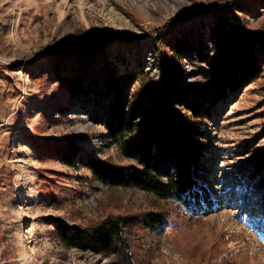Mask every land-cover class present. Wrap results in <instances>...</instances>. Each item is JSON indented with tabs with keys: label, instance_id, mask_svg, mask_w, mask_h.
<instances>
[{
	"label": "rangeland",
	"instance_id": "1",
	"mask_svg": "<svg viewBox=\"0 0 264 264\" xmlns=\"http://www.w3.org/2000/svg\"><path fill=\"white\" fill-rule=\"evenodd\" d=\"M231 1L0 0V264H130L86 242L67 245L60 225L83 228L151 210L171 221L159 230L130 231L131 264H264V173L251 179L250 170L264 156V73L221 100L206 122V155L198 166L205 183L189 192L196 214L95 175L86 165L91 157L137 163L121 139L110 137L115 97L91 90L71 99L59 81L62 72L80 73L85 87L104 83L114 66L117 75L143 72L161 85L158 44L180 66L185 84L202 85L197 51L203 43L211 47L213 12ZM249 4L243 21L264 29L262 0ZM176 33L194 46L181 60L165 46ZM174 110L189 114L180 105ZM71 142L78 151L68 163L62 151ZM162 167L180 179L174 159ZM20 234L28 259L19 255Z\"/></svg>",
	"mask_w": 264,
	"mask_h": 264
},
{
	"label": "trees",
	"instance_id": "2",
	"mask_svg": "<svg viewBox=\"0 0 264 264\" xmlns=\"http://www.w3.org/2000/svg\"><path fill=\"white\" fill-rule=\"evenodd\" d=\"M249 1L232 0L213 12L214 21L209 29L211 47L203 43L197 51L196 68L204 79L202 85L185 84L180 66L173 65L158 44L163 71L161 85L143 72L117 75L114 66H110L104 83L88 87L82 83L80 73H59V81L71 99L79 92L86 95L91 90L104 98L115 97L109 116L110 137L121 139L127 153L137 163L127 166L91 157L86 165L95 175L108 185L135 187L196 214L189 192L200 189L205 183L198 166L199 159L206 155L202 143L206 122L221 100L264 73V29H249L242 17L252 9ZM262 3L264 7V0ZM165 46L180 60L194 48L184 35L177 33L166 40ZM136 84L139 87L131 93ZM176 105L186 107L189 114H177ZM136 130L138 135L128 137ZM77 151V144L71 142L63 149V158L72 163ZM173 159L180 169V179L162 167L163 162ZM250 170L251 179L262 175L264 156L253 160ZM170 221L167 214L151 210L111 215L83 228L72 229L62 223L60 233L67 245L86 242L100 252L118 255L131 264L135 252L130 231L136 226L159 230Z\"/></svg>",
	"mask_w": 264,
	"mask_h": 264
},
{
	"label": "bare ground",
	"instance_id": "3",
	"mask_svg": "<svg viewBox=\"0 0 264 264\" xmlns=\"http://www.w3.org/2000/svg\"><path fill=\"white\" fill-rule=\"evenodd\" d=\"M21 186H22V188L20 190V195L23 198L24 195H25L24 191H26L28 187H27V185L25 183H23ZM21 208H23V211L26 214L28 213L29 210L27 211L26 207L21 205ZM18 251H19V255H20L21 258H24V259H28L29 258L30 253H29L26 245L23 243V235L22 234L19 235V239H18Z\"/></svg>",
	"mask_w": 264,
	"mask_h": 264
}]
</instances>
